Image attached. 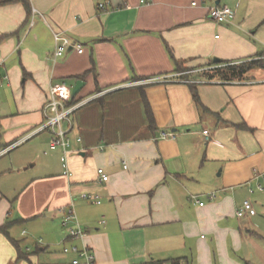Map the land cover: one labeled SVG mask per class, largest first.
I'll use <instances>...</instances> for the list:
<instances>
[{
    "label": "crops",
    "instance_id": "1",
    "mask_svg": "<svg viewBox=\"0 0 264 264\" xmlns=\"http://www.w3.org/2000/svg\"><path fill=\"white\" fill-rule=\"evenodd\" d=\"M29 1L30 16L21 3L0 6V226L14 223L0 233V264H72L64 248L83 244L94 264H264V70L210 78L224 63L264 59V0ZM215 6L235 20L215 22ZM54 32L83 53L55 58ZM179 73L198 82L125 87ZM77 81L79 100L113 91L73 115L69 176L51 131L38 130L50 88L64 82L73 92ZM164 130L176 138L161 139ZM246 200L257 215L239 218ZM69 210L84 241L65 235ZM16 224L31 235L17 237Z\"/></svg>",
    "mask_w": 264,
    "mask_h": 264
},
{
    "label": "built area",
    "instance_id": "2",
    "mask_svg": "<svg viewBox=\"0 0 264 264\" xmlns=\"http://www.w3.org/2000/svg\"><path fill=\"white\" fill-rule=\"evenodd\" d=\"M104 7L105 6L103 4L99 6V8L101 9H103ZM209 14L210 17L219 24H229L236 18L235 10L227 6H215L210 10ZM54 39L56 43V50L54 54L55 58L63 57L69 49L74 47L79 54L83 53V47L81 45H74L71 39L67 37L64 32H54ZM186 74L187 73H179L173 76H161L142 79L133 81L125 85V87L146 86L159 82H181L187 84H194L198 82L191 79H184L183 76ZM112 91L113 89H107L97 92L88 99L74 100L75 98L72 97V88L69 87L66 83H59L50 88L49 97L43 109L45 122L38 130V132H44L48 130L53 134V141L50 145V149H62L63 156L61 158V161L63 168L65 169V175L72 176V173L70 172L68 166V155L69 148L71 147L69 131L73 127V115L84 106L105 97ZM63 123H67L69 125L68 129H65L63 127ZM204 134L207 135L208 132L205 131ZM160 137L161 139H175L176 134L174 132L164 130L161 132ZM17 144L13 145V147ZM97 173L100 182L106 183L109 181L110 177L105 173L103 169H99ZM258 188L260 190H263V187L261 185H259ZM250 192L253 193V190H250ZM215 197V193L209 195V198L211 200H214ZM194 198L197 199V197ZM83 199L97 202L99 196L83 195ZM198 203L200 204V206L204 205L200 201H198ZM255 215H257V211L255 209L253 201L251 200H246L237 212V216L239 218H244L246 216L253 217ZM62 224L65 229V235L68 239L84 241V239L87 237V232L79 224L73 210H69L66 213L63 218ZM64 253L75 255V259L73 260L72 264H94L96 260L92 249L87 244H83L82 246L74 245L71 247H65Z\"/></svg>",
    "mask_w": 264,
    "mask_h": 264
},
{
    "label": "trees",
    "instance_id": "3",
    "mask_svg": "<svg viewBox=\"0 0 264 264\" xmlns=\"http://www.w3.org/2000/svg\"><path fill=\"white\" fill-rule=\"evenodd\" d=\"M15 3H21L25 6L28 15H31V4L29 0H0V6L15 4ZM259 57L263 58L264 54L260 55ZM177 64V70L179 72H183L185 68L182 66L180 62H176ZM255 69H263L264 70V59H259L253 62L248 63H242V64H233V63H224L222 65H219L216 69L213 70V73H210V78L216 79L218 78L221 82L228 83V82H235V81H243L247 79V75L255 70ZM192 94L194 100L200 104L199 95L197 92L196 87L193 85L191 86ZM143 101L145 103L146 112L149 120L150 127H153L155 125V120L153 117V113L151 111L150 105L147 101L146 95H142ZM76 100V98L74 99ZM14 223H8L3 226H0V233H3L7 236H9V230L12 228ZM15 246L18 248L19 257L18 260L26 259V255H24L20 251L19 243L16 241H13ZM172 264H179L178 260L171 261ZM149 264H165V262H151Z\"/></svg>",
    "mask_w": 264,
    "mask_h": 264
},
{
    "label": "rangeland",
    "instance_id": "4",
    "mask_svg": "<svg viewBox=\"0 0 264 264\" xmlns=\"http://www.w3.org/2000/svg\"><path fill=\"white\" fill-rule=\"evenodd\" d=\"M47 147H40V150H39V148L37 149V151L39 150L40 151V153H41V157H43L42 159L43 160H45L46 161V159L50 156V153H49V155L48 156H45V151H47ZM38 151V152H39ZM50 151V150H49ZM7 159L8 158H5L2 162H0V165H1V163H5L6 161H7ZM43 160H41V162L43 161ZM38 169V168H37ZM12 179V178H11ZM6 182H8V180H6ZM12 220V219H11ZM10 222H13V221H10ZM24 225L23 224H16V226L14 227V229H13V234H16V236L17 237H19V238H21V234H23L22 232L24 231V230H27V234L30 236L31 235V233H30V231H28V228L26 229L25 227H23ZM20 243H24V241L22 240ZM31 247H34L33 245L31 246ZM33 250H35V248L33 249Z\"/></svg>",
    "mask_w": 264,
    "mask_h": 264
},
{
    "label": "water",
    "instance_id": "5",
    "mask_svg": "<svg viewBox=\"0 0 264 264\" xmlns=\"http://www.w3.org/2000/svg\"><path fill=\"white\" fill-rule=\"evenodd\" d=\"M84 86V83L82 81H77L76 84L74 85L73 92H72V97L76 98L82 87Z\"/></svg>",
    "mask_w": 264,
    "mask_h": 264
}]
</instances>
